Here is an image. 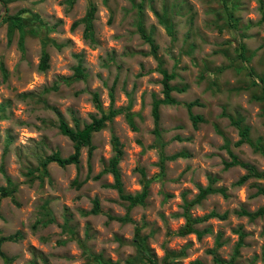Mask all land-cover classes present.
Returning a JSON list of instances; mask_svg holds the SVG:
<instances>
[{
    "label": "rangeland",
    "instance_id": "1",
    "mask_svg": "<svg viewBox=\"0 0 264 264\" xmlns=\"http://www.w3.org/2000/svg\"><path fill=\"white\" fill-rule=\"evenodd\" d=\"M89 5L91 38L84 22L73 26ZM19 12L23 53L19 28L10 36V21H2ZM43 53L48 65L41 70ZM78 65L83 78H73ZM161 70L173 74L176 102L159 104L156 138L152 107L164 96ZM94 93L103 111L115 114L92 134L91 154L83 146L77 164L45 163L55 152L74 151L61 121L83 128L100 116ZM192 101L198 104L188 111L183 103ZM190 113L203 120L193 126ZM229 116L242 118L251 143L235 145L239 129ZM112 135L121 143L124 192L136 194L148 182L144 204L131 208L128 222L116 218L128 202L104 169ZM228 150L264 170V0H0V186L14 188L0 197V249L10 258L0 256V264H132L135 226L156 264H218L214 256L228 260L240 235L235 264H264V214L252 220L236 213L264 205V176L236 185L247 170L224 167ZM208 184L224 194H208L191 216L214 210L227 217L197 223L200 236L179 235L184 202Z\"/></svg>",
    "mask_w": 264,
    "mask_h": 264
},
{
    "label": "trees",
    "instance_id": "2",
    "mask_svg": "<svg viewBox=\"0 0 264 264\" xmlns=\"http://www.w3.org/2000/svg\"><path fill=\"white\" fill-rule=\"evenodd\" d=\"M94 13H95V7L93 5H89L88 8L86 9V13L82 20L80 21H75L73 26H76L79 24V22H84L85 28L84 32H86V36H91L92 34V21L94 18ZM8 20L10 21L8 25V34L11 36L12 33L14 32V27L19 28V39H18V46L21 52H24V37H23V16L21 13H17L15 15H6L2 21ZM160 20L162 22H165V20L161 17ZM167 32L169 34H172L171 26L167 25ZM138 31L141 33L142 37H144L150 44H153L152 38L150 35L146 34L144 30L142 29L141 25H138ZM9 36V40L11 37ZM91 38V37H90ZM241 49L243 51L244 46H241ZM48 55L47 53H43L41 56L39 68L41 70L46 69L48 65ZM163 78H162V83H163V98L160 100H156L153 104L152 107V116H153V121H154V134L156 138H160V129L158 127V118H159V112H158V106L160 103H175L176 100L170 95V92L172 90V87L169 84V80L173 77V74L167 73L165 70H161ZM82 71L79 67V65L75 68V73L73 78H83ZM54 87V86H53ZM55 88V87H54ZM93 101L95 104V107L100 113L99 117L93 116L92 120L90 123L84 124L83 128H71L68 126L65 122L61 121L59 124V130L62 134L66 135L69 139L72 140L74 144V151L69 154L66 157H61L57 152L49 155L45 159V163L48 162H56L60 166H66L69 164H77L79 162V156H80V149L83 146L87 147L88 155L91 154V151L93 149V145L91 143V136L94 132L99 131L106 120L111 119V117L115 114L114 110L108 111V113H105L102 109L101 102L98 99V94L94 93L93 94ZM185 107L188 109V111L191 110L192 106L195 104H198L197 101H192L188 103H183ZM222 115L225 116V112H222ZM190 119L192 120L193 126H196L198 122L202 121L203 118L202 116L198 114H192L190 113ZM230 122L232 125L238 126L239 129V135L240 138L235 142V145L238 146L242 143H251V140L249 138V128L248 126H241L242 118H233L232 116H229ZM111 147L113 150V156L108 160L106 167L104 168L106 172L110 173L113 177V183L111 186L116 189L118 196L121 200H124L128 202L126 206V212L123 216L121 217H116L118 220L123 221V222H128L131 221V217L129 216V212L131 208L137 206V205H143L144 200L147 197L148 194V182H144L141 191L136 193V194H130V193H125L123 189V184L121 181V176H120V171L118 168V163L120 161L121 155H122V150H121V143L118 139L117 136L112 135L111 137ZM257 148V147H256ZM261 149V148H260ZM229 156H230V161H224V167L229 168L231 166L235 165H240L243 168L247 170V173L242 175L241 177L238 178V180L235 182L236 185H241L243 184L247 179L250 177H263L264 176V170L262 171H257L251 164L249 163H243L241 162L237 156L230 150H228ZM173 155L171 158H174ZM3 171V169L1 168ZM99 176V175H98ZM7 183L11 186L12 182L9 177H6ZM14 188H10L8 186H0V197H6L10 195L13 192ZM220 192L224 194V189L222 188H214L212 187L211 184H208L205 187H200L199 192L196 195L195 198L185 201L183 204V216L185 218V223L184 225L177 231L179 235H187L190 233H196L198 236L201 235V231H198L195 228V225L197 223H201L204 221H207L210 218H218V219H225L228 215V212H224L222 214L212 210L209 213L200 216V217H192L190 214V209L192 206L196 203H198L200 200H202L205 196L211 193H216ZM259 193H262L264 195V188H259L258 189ZM91 212L97 213L99 212V205H98V200H94V206L91 209ZM236 213L240 216H246L249 217L250 219H255L259 216H262L264 214V205L257 208L254 211H248L245 209H241L239 211H236ZM139 231L140 228L138 226L134 227V233H133V245L135 247L136 253L129 257L127 259V262L129 263H145L149 262L150 264H156L155 261L145 252L142 247H141V242L139 238ZM12 236H9L8 239H11ZM5 238H0V246L2 241ZM243 235L239 236V241L237 243V248H235L234 253L228 260H221L217 256H214L215 262L218 264H235V260L238 254V248L239 246L243 243ZM211 253V252H210ZM0 256L2 257L3 261L5 263L9 262L10 258L7 257L3 251L0 249Z\"/></svg>",
    "mask_w": 264,
    "mask_h": 264
}]
</instances>
